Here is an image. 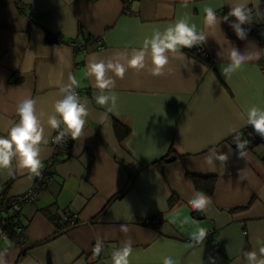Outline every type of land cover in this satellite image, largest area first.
Wrapping results in <instances>:
<instances>
[{
	"label": "crops",
	"instance_id": "0c3cea01",
	"mask_svg": "<svg viewBox=\"0 0 264 264\" xmlns=\"http://www.w3.org/2000/svg\"><path fill=\"white\" fill-rule=\"evenodd\" d=\"M241 2L128 0L127 14L124 0H0V136L19 122L17 103L36 99L43 164L55 132L48 118L55 115L54 103L64 95L59 89L70 84V74L89 109L81 135L73 140L66 134L71 144L40 197L15 217L0 211L1 219L10 216L23 227L25 238L20 247L7 234L0 236L6 264H112V253L128 241L130 264H163L166 256L178 264H212L209 256L216 264H248V251L260 258L264 138L247 124V111L252 106L264 111V0H250L252 21L240 25L247 30L244 39L228 15ZM205 7L217 16L214 26L205 24ZM179 20L205 35L210 64L181 49L183 58L166 53L165 74L154 76L149 49L144 70L128 69L123 79L108 71L106 78H115L116 87L102 93L93 87L89 60L126 64L117 52L130 57L154 30L163 33ZM56 36L59 40L52 39ZM75 38L85 43V52L67 43ZM233 47L245 61L225 74ZM113 92L114 108L111 101L96 104V95ZM118 122L125 126L118 128L122 133L127 130L122 139ZM237 133L246 142L242 156ZM212 149L209 164L205 158ZM220 154L228 157L223 163L216 159ZM187 173L213 178L212 193L197 189ZM34 180L14 157L10 169H0V203L25 192ZM197 191L211 198L203 211L189 204ZM201 228L208 232L202 243L192 238ZM97 241L103 248L94 256Z\"/></svg>",
	"mask_w": 264,
	"mask_h": 264
},
{
	"label": "clouds",
	"instance_id": "9594fccd",
	"mask_svg": "<svg viewBox=\"0 0 264 264\" xmlns=\"http://www.w3.org/2000/svg\"><path fill=\"white\" fill-rule=\"evenodd\" d=\"M250 0H242L241 3L232 6L228 15L235 17L236 23L231 26L236 30V35L239 39H244L246 29L242 30L240 25L252 21V9L248 7ZM205 24L214 26L217 21V16L211 7L204 8ZM226 20L227 17H224ZM205 35L198 34L195 24L189 25L185 20L177 21L174 26L167 27L163 33L159 30H154L152 38L144 39L143 46L139 49L133 48L131 56H127L125 52H117L116 55H123L126 58V64L120 62H111L107 64L101 60L99 62L87 63V73L89 77L95 78L94 88L101 90L114 89L116 87V79H123L128 69H133L137 72L144 70L146 55L150 49L151 67L149 72L154 76H162L165 74V68L169 64V56L166 53H179L183 58L184 53L181 49H191L198 43H203ZM259 59V57H256ZM231 66L223 68V73L235 72L239 70L245 61V57L238 54L233 47L229 54ZM252 59V57H248ZM111 71L113 77L106 78V72ZM227 78V77H226ZM70 84L61 87L59 91L64 93L62 99H58L54 103L55 115L48 118V125L51 129H60L63 124L64 129L60 131L53 139L52 143H62L66 134L70 133L71 138L76 140L82 133V129L86 124V119L89 116L87 103H81L80 95L77 91L79 83L74 75H69ZM118 96L113 92L110 96L99 94L95 96L96 104L107 106L111 101L114 108L117 104ZM37 100L31 97L21 99L16 105V113L19 116V122L11 126L6 136H0V169H10L13 158L18 159L19 167L27 169L31 174L39 176L42 168L40 159V145L44 143V129L36 115ZM111 111V108L109 109ZM247 124L251 125L252 129L260 137L264 138V111L258 107L252 106L247 111ZM237 149L240 155H243V149L246 142H242L239 138V133L235 137ZM215 155V149H212L210 154L205 158L206 162L211 164V156ZM226 154L216 156L221 163L227 160ZM194 211H203L209 204L211 198L201 191H197L195 198L189 200ZM121 231L127 232L128 228L121 225ZM208 232L201 228L194 233L192 238L198 242H203L207 237ZM103 248V244L97 241L93 246V255L99 256ZM131 241L125 243L123 248H117L112 253V264H130L129 257L132 254ZM248 264H264V247H260L259 256L257 258L256 251H248L244 253ZM4 253H0V264H6L3 259ZM212 264H216L215 258L209 256ZM163 264H178L171 256H166L163 259Z\"/></svg>",
	"mask_w": 264,
	"mask_h": 264
},
{
	"label": "built area",
	"instance_id": "2783aa9c",
	"mask_svg": "<svg viewBox=\"0 0 264 264\" xmlns=\"http://www.w3.org/2000/svg\"><path fill=\"white\" fill-rule=\"evenodd\" d=\"M127 2H128V0H124V4H125L124 12L127 14H130L131 11L126 6ZM52 39L59 40V37L58 36L52 37ZM99 40L101 41V39H99ZM67 43L77 52H85L86 51L85 43L81 39H78V38L71 39ZM192 49L194 50V52L196 54H198L202 58H208L209 57V54L204 49L202 43H198V44L194 45L192 47ZM77 91L80 94V90L77 89ZM62 130H63V128H62V124H61L60 129L55 130V132L50 137L49 154L46 156V158L43 161L42 168L40 169L41 174L39 176L35 175V180H34V183L32 184V186L30 188H28L23 193L7 197L3 201L2 204L0 203V211H5V212L9 211V212H11V215H13L12 217H15L16 215H18V213L21 211V209L24 207V205L29 204V203H33L40 197L45 186L53 178V175L55 172V165H56V161H57L58 157L64 153H66L70 144H71V139L66 135L64 136L62 143H52L54 137ZM65 220H67L70 224H73L75 222L74 218H71V219L66 218ZM16 232H17L16 238H17V241L19 242V246L24 247L25 238L23 235V230L21 229L20 226L16 227ZM0 236L3 238L6 237V233L3 231L2 228H0ZM94 245H95V243H94ZM93 246H92V249H93Z\"/></svg>",
	"mask_w": 264,
	"mask_h": 264
},
{
	"label": "trees",
	"instance_id": "16d2710c",
	"mask_svg": "<svg viewBox=\"0 0 264 264\" xmlns=\"http://www.w3.org/2000/svg\"><path fill=\"white\" fill-rule=\"evenodd\" d=\"M185 50L187 52H189L191 55H193L194 57H196L197 59H199V60H201V61H203V62H205L207 64H210V58H202L201 56L196 54L192 48L191 49L185 48ZM118 123H117V133H118L120 139H122L126 135L127 130H125L122 133L120 131V129H118V128H120V127L123 128L125 126L123 124H121V123H119V124ZM187 174H188L189 178L192 180V182L195 184L197 189L204 191L208 195H210L212 193L213 181H214L213 178L208 177V176L207 177H201V176H197V175H194V174H191V173H187ZM201 181L203 182V185L200 183ZM0 225H1V228L3 229V231H5V233L7 234L8 237L13 238V239H15L17 241V238H16V234H17L16 227L20 225L19 223L14 222V219L11 218L10 216H8V217H5L3 219L0 218Z\"/></svg>",
	"mask_w": 264,
	"mask_h": 264
},
{
	"label": "water",
	"instance_id": "95a60500",
	"mask_svg": "<svg viewBox=\"0 0 264 264\" xmlns=\"http://www.w3.org/2000/svg\"><path fill=\"white\" fill-rule=\"evenodd\" d=\"M198 214V213H197Z\"/></svg>",
	"mask_w": 264,
	"mask_h": 264
}]
</instances>
